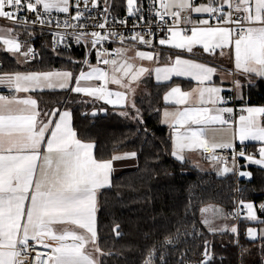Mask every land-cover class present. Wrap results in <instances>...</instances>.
Returning a JSON list of instances; mask_svg holds the SVG:
<instances>
[{"label": "snow or ice", "instance_id": "6c2138e0", "mask_svg": "<svg viewBox=\"0 0 264 264\" xmlns=\"http://www.w3.org/2000/svg\"><path fill=\"white\" fill-rule=\"evenodd\" d=\"M155 3L156 0H151L148 5L149 13L154 11L162 23H166L165 16L173 18V24L167 28L171 35L167 39H160V45H171L177 49H186L188 52H192L195 45H202L204 52L215 54V50L220 49L221 55L224 48L234 47L235 68L247 76L264 79V0H254V6L253 0H207L206 4L200 6H195V0H160L163 11L155 9ZM114 6V0H0V19H7L13 25L7 29L6 36L2 34L3 29L0 28V41L8 52L14 55L20 54L25 61L30 58L35 59V50L31 46L22 50V44L15 36L18 35L16 29L24 28L25 32H28L29 26H49L53 36L52 50L58 55L62 43L64 47L69 46L68 37H72L77 44L81 42L90 44V51L108 41L110 37L118 38L123 42L125 37L108 27L109 24L117 22V17L112 15ZM226 8L228 11H225ZM53 9L69 16L64 20H54L48 15ZM94 10H96L95 15H93ZM126 11L128 16L136 17L141 12L140 0H126ZM181 12L188 13L182 18L186 23H192L190 14L195 12L207 13L210 18L217 21V24L213 26L209 23V19H203L199 21V27L194 25L190 29V35H182L181 31L174 30L181 23ZM22 13L32 15L22 16ZM99 17H102V22ZM140 18L143 19L142 16ZM118 22L125 24L126 20ZM53 24L55 29L62 28L63 31L54 30ZM90 27L105 31L103 33L88 31ZM163 30L161 28V31ZM28 34L34 35L32 32ZM145 35H153L151 27L144 35L134 32L130 39L151 47L152 41L146 40ZM121 51V49L116 50L117 54ZM136 55L142 60L154 59L148 52H137ZM97 56L102 58V60L98 59V64L101 62L104 65L117 64L115 59L104 58L105 51L98 50ZM158 58L157 55L155 59ZM89 67L91 71L87 73L82 71L78 77H73V73L69 71L0 75V85H7L16 92L44 88L67 89L103 99L109 104H122L125 100L124 93H113L106 87L81 85L82 81L93 78L108 83V73L104 69L91 65ZM121 68L126 69L123 75L127 77L132 72L133 65L125 62L115 70L120 71ZM149 71L145 67H139L132 72L130 83L137 81L142 74ZM154 71L157 81L171 80L173 76H191L200 84H204L206 81H211L216 70L177 56L172 66L156 67ZM111 82L122 84V79L113 75ZM130 83L123 86L130 87ZM233 86L237 89L243 87L239 80L233 81ZM194 91L198 92L201 103H204L205 93L208 94V102L212 105L224 103L223 97L220 96L224 89L220 87H205ZM175 94H179L176 99L178 104L184 103L192 95L189 92H181L179 87H173L165 95V101ZM113 96L115 99H112ZM14 104L23 107L14 111L12 109ZM36 105V100L31 98L18 99L0 95V264H28L26 257L29 248L33 246L29 241L44 248H51L52 254L48 257V264H101L99 259L85 252V247L88 243H92L96 245L97 253L105 255L98 244L97 190L110 186L112 161L98 162L92 152L94 145L82 143L76 138V133L71 128L69 111L60 112L59 109H54L46 114L49 117L47 121H40L38 120L40 112L36 110ZM131 107L135 108L134 102ZM136 111L138 113L139 109ZM210 111H215L216 114L210 115ZM241 111L246 112L247 115L239 116L238 128L232 133V138L213 142L210 146L201 139L206 134V126L218 124L231 130L230 114L233 113V109L200 107L186 108L179 112L177 124L191 123L205 127L183 136L177 134L172 155L183 160L182 153L185 149L203 148L212 153L210 158L214 162L225 165L218 170V174L223 175L233 172L234 168L226 166L227 158L218 157L215 151L218 148L232 149L233 166L236 164V157L239 156L244 157L250 164L264 168V107H247ZM121 114L126 115V113ZM168 115V112L164 113L165 117ZM49 131L50 138L46 140L45 150L42 151L46 133ZM237 138L241 144L245 141L261 142L258 158L246 154L245 151L235 152L234 140ZM135 156L134 152L128 154V157ZM122 158L126 157H113L114 160ZM239 176L251 178L252 174L241 171ZM244 207L247 209L246 218L257 220L253 204L247 203ZM260 210L264 211V205L260 206ZM236 215L238 216L239 212ZM203 222L208 225L209 231L218 230L211 227L208 219ZM259 222L264 223V221ZM57 223L75 225L82 231L64 229L57 233L53 227ZM219 230H230L232 233L238 231L236 227ZM117 235H119L118 231ZM247 235L255 239L256 230L248 229ZM261 235H264V230ZM179 237L180 232L177 229L176 233L165 237L161 247L175 246ZM47 240L53 241L54 244L47 243ZM69 240L71 243L67 242ZM203 256L204 259L200 264H209L213 259L207 244ZM155 258L156 249L153 246L145 264H151ZM36 259L37 264H44L39 254ZM160 261L161 264H167L162 255Z\"/></svg>", "mask_w": 264, "mask_h": 264}, {"label": "trees", "instance_id": "16d2710c", "mask_svg": "<svg viewBox=\"0 0 264 264\" xmlns=\"http://www.w3.org/2000/svg\"><path fill=\"white\" fill-rule=\"evenodd\" d=\"M16 32L25 33L19 29ZM36 44L39 55L25 67L10 54L0 52L1 69L68 68L76 77L83 57L81 49L60 51L58 55L44 40ZM144 81L149 89L135 97L140 113L137 119L123 117L118 108L101 101H86L81 93L67 89L35 92L42 107L64 104L70 109L77 137L94 143L97 159H112L122 152L136 153V168L114 175L110 186L98 195V244L105 253L101 264H145L153 246L156 258L151 264H161V255L167 264H199L206 244L213 257L209 264H264V237L255 240L247 235L248 229L264 225L259 222L264 221V211L260 210L264 205V168L252 165L248 180L238 177L235 171L221 176L177 159L172 155L169 128L162 122V109L166 105L164 92L178 80L157 83L149 76ZM243 94L248 102L264 107V80L245 84ZM104 107L108 110L106 115H89L93 108ZM237 201H252L260 220L243 217L239 233L211 232L201 223L203 206L219 204L232 217ZM177 229L180 237L175 246L161 247L165 237Z\"/></svg>", "mask_w": 264, "mask_h": 264}, {"label": "crops", "instance_id": "0c3cea01", "mask_svg": "<svg viewBox=\"0 0 264 264\" xmlns=\"http://www.w3.org/2000/svg\"><path fill=\"white\" fill-rule=\"evenodd\" d=\"M206 3H207V0H197V1L195 0V6L204 5ZM253 6H254V0H253ZM190 15H191L192 23H188V24H191L193 26L195 25L197 27L200 26V24H199L200 20L208 19V16H209L207 13H199L198 14L195 12H192ZM210 24L213 26L216 25V24H212V23H210ZM11 27L12 26L0 23V28L3 29L2 34L5 36L8 34L7 29L11 28ZM177 31H181L182 35H184V34L190 35L191 34L190 31L188 33H183V30L180 28L177 29ZM15 38L18 39L17 35L15 36ZM167 38L168 37L163 38V39H167ZM120 49H121V47H120ZM0 52H5V53L10 54L12 57H14L18 61V63L22 67H25L27 65V62L29 61V60L25 61L24 57L18 53L14 55L13 53L8 52L6 50V46L3 45L2 41H0ZM137 52L151 53L154 57L153 60H146V61L142 60V61L147 62V63L152 62L154 64V67H170V66H172V63L174 62L175 58L177 56H179L181 59L192 60L195 63H201V64H204L205 66L213 67L216 70L214 75L212 76L211 81H206L204 84H200L197 80L193 79L191 76H180V77L173 76L171 78V80L177 79L178 81L173 83L164 92L163 101L166 105L162 109V122L164 124H166L169 128L170 136L172 139L173 150H174V141L177 138V134H180L181 136H183L184 134H190L191 131L198 130L200 127H205L202 125H195V124H191V123H187L184 125L177 124L176 120L178 118L179 112L185 110L186 108H200V107H207L209 109L221 108V107H230L233 109V106L231 104L228 105V104L222 103V104L212 105L211 103L208 102L209 97H208L207 93H205V95H204V103H201L198 92L194 91V90H197L200 88H205V87H220V88L224 89V91H222L220 93V96L223 97L226 93H229L232 90V87H234L232 85L233 81H234V74L232 72L233 68L237 71L235 73V77H237V79L240 81V83L243 87L245 84L249 83V80H251V82H254V81L260 79L256 76H247L242 71H238L235 68L234 47L224 48L223 49V55L220 54V52H221L220 49H216L215 54L206 53V52H204L202 45H195L193 47L192 52H188L186 49H177V48L172 47L171 45H160V44H158L154 48L142 47L141 49H136L134 54L136 55ZM121 53H122V51H121ZM157 55L159 56V58L155 59V57ZM119 58H120V56L118 57V59ZM49 71H51V70H49ZM49 71H34V70H28V69L22 68V69H16L13 71H3V73L0 75H5V74L14 75L16 73L28 74V73H33V72H49ZM149 76H150V78L154 79V81L157 83H165V82L171 81V80L157 81L155 71H152V74ZM73 77H74V75H73ZM99 81L103 83L102 80H95L93 78L89 81H82L81 85L82 86L98 87ZM73 85H74V83H73ZM104 85L108 86V85L103 83V86ZM173 87H179L181 89V92H189V93H192V95L190 97H188L184 103H179V104L176 103V99L178 98L179 94H175L172 97H170L168 101H165V99H164L165 95L168 92H170ZM243 87L239 88V89L234 87L235 88L234 93L236 96L235 99H237V106L241 110L244 108H247V107H263L260 104H254V103L248 102L244 98ZM229 89H231V90L229 91ZM44 90H54L55 91V90H62V89H59V88L48 89L47 88V89H43V90L37 89L35 91H28V92H16L14 89H9L7 87V85H0V95H4V96L9 97V98H12V97H16L18 99L31 98V99L36 100V102H37L36 110L38 112H40V116L38 117V120H40V121H47L49 119V117L46 114L50 113L54 109H59L60 112L69 111L71 113L70 109L66 108L64 106V104L63 105H57L55 107L54 106L42 107L39 103V100H38L35 92L36 91H44ZM63 90H65V89H63ZM112 99H115V97L113 96ZM96 100H100V101L108 104L111 107H115L116 109L117 108L118 109L123 108V106L125 107V103H124L125 100L123 101L122 104H117V105L109 104L105 100L99 99V98H96ZM20 107H23V106L22 105H16V104L12 105V109L14 111ZM165 112L169 113L168 117L164 116ZM209 114L214 115L216 113H215V111H210ZM240 115H247V113L241 112ZM240 115L237 116L236 120H231V122H232L231 130H229L226 126H220L218 124L206 126V134L204 136H202L201 139L205 140L209 146L213 142H221L224 140L231 139L232 133L236 130V128H238ZM56 119H58V117ZM165 121H167V122H165ZM71 128L76 133L74 126H73L72 113H71ZM48 138H50V131H49V133H46L45 146H42V151L45 150L46 140ZM76 138L79 139L77 137V135H76ZM79 140L82 143H91L94 145L93 142L85 141V140H81V139H79ZM234 144L235 145H242V146H247L249 144H253L254 146L252 148H255V149H259V147L261 146V142H259V141H245L244 144H241L238 138L234 140ZM202 150H203V148L185 149L184 152L182 153V155L184 157L183 160L189 161L191 164H193V166H196L203 171H213V172L218 174V170L223 168L225 165L218 163V162H214L213 160L210 162L204 161ZM92 152H93L94 158L98 162L112 161V172L110 173V184H111V181H112V178L114 175H117V174H119L123 171H126V170H132V169L136 168V166H137L136 156L135 157H128V155H126L127 153H122V154L118 153L114 156V157L120 156V157H126V158L114 160L112 157V159H108V160H99L94 155V148H93ZM246 154H251V155H254L258 158V153H246ZM252 165L258 166L255 164H250L244 157H241L240 163L238 166L237 165L233 166V164L230 162H228L226 166L236 168V170H234V171H236V174L238 177L246 178L249 180V177L239 176V172L244 171V172H250L252 174L251 169H250V167ZM229 173H231V172H229ZM229 173H226L223 175L218 174V175L224 176V175H227ZM105 188H107V187H104V188L97 190V211H98V195ZM96 218H97V213H96ZM53 227L57 231V233L63 231L64 229L75 230L77 232L82 231V230L78 229L75 225H71V224H67V223H57V224H54ZM225 228H227V227L223 224V226H221L220 228H216V229H218L217 231H220L219 229H225ZM260 228H259V232H260ZM227 229H229V228H227ZM46 242L49 244H54V242L50 241V240H47ZM67 242L71 243L70 240ZM85 252L90 254L94 258L99 259V260L102 256L96 252V245H94L92 243H88L86 245Z\"/></svg>", "mask_w": 264, "mask_h": 264}, {"label": "built area", "instance_id": "2783aa9c", "mask_svg": "<svg viewBox=\"0 0 264 264\" xmlns=\"http://www.w3.org/2000/svg\"><path fill=\"white\" fill-rule=\"evenodd\" d=\"M151 3V0H140V6H141V12L138 13L136 17L128 16L127 11H126V0H114V8L112 11V15L117 17V22L111 23L108 25L109 28L118 31L121 35L125 37L123 42H121L118 38H109L108 41L103 42L101 45H97L96 49H92L91 51L89 50L91 48L90 44H87L86 42H81L80 44H77L75 40L72 37H68L67 44L69 45L68 47H64L63 43L61 44L60 50L59 51H68L73 48H79L81 49L83 53V57L81 59V66L79 71L76 74V77L79 76L80 72H84L86 67L88 66V63H97L98 59L102 60L101 57L97 56V51H105V57L108 59H118L121 53L117 54L116 50L120 49L121 45H129V46H141V47H148V48H154L159 44V40L162 38L169 37L171 33L167 30L168 26H171L173 24V18L170 16H165L164 20L166 23L160 22V18L155 15L154 11L152 13H149L148 10V5ZM155 9H160L163 11L160 5V0H156V3L154 5ZM42 11V9H41ZM225 11H228L226 8ZM96 14V10L93 11V15ZM188 13L186 12H181V23L180 25L175 28L174 30L177 29H182L183 33H188L190 29L193 27V25L188 24L184 22L182 19L183 16L187 15ZM23 15H32L29 13H22ZM51 18L59 19V20H64L66 19L69 14L65 13H59L56 12L55 10H52L50 14H48ZM236 14H234L235 16ZM239 15H244L243 13H239ZM143 17L141 19L140 17ZM33 18L34 15H33ZM100 22H102V17H99ZM111 20V16L109 17ZM209 22L212 24H217V21L213 18H210L208 16ZM119 20H126L125 24H120L118 21ZM151 22L150 24L148 22ZM0 23L12 26V22L7 20V19H0ZM134 25L136 27L134 28ZM229 27H232V25H228ZM151 27L153 35L148 36L145 35L146 40H151L152 41V46L149 47L148 45L145 44H140L138 41H132L130 37L134 34V32H139L140 34L144 35L148 28ZM52 28L56 31H63V29H55L54 24L52 25ZM161 28L164 30L161 31ZM19 30H22L25 32L24 28H19ZM187 30V31H186ZM71 31V29H69ZM88 31H101L102 33L105 30H100V29H95V28H89ZM32 32L34 35L30 36L28 33ZM19 42L22 44V50L26 49L27 47L31 46L36 53L35 59L39 55V47L37 46V41L44 40L47 45L50 47L52 50V41H53V36L51 32L49 31V26H42V25H35L29 26L28 32H25L24 34L18 33L17 35ZM35 59H29V61H33ZM98 64V63H97ZM101 66H107L104 65L102 62L99 63ZM3 66V61L0 60V74L3 73V70L1 69ZM232 72L234 74V81L237 80V77H235V73L237 72L234 68L232 69ZM103 83L98 82V86H101ZM233 85V84H232ZM235 88L233 87L232 90L229 93H226L223 97V100L227 104H231L233 106V113L231 115V120H236L237 116L241 114V109L237 106V99L235 96ZM228 116L229 114H225ZM203 159L206 162L212 161L210 158L212 153L203 149ZM240 151H245V153H258V149L248 147V146H242V145H235V152H240ZM215 155L218 157H225L227 158V161L232 163V156H233V150L232 149H216ZM240 158L239 156L236 157V164L239 165L240 163ZM236 172V171H235ZM246 209L245 207L241 204L240 201H237L236 208L234 209L232 213V218L238 225V233H239V225H240V220L244 217L243 214L245 213ZM239 212V215L237 216L236 213ZM30 245H33L32 247L29 248L28 254H27V261L28 264H37V255L39 254L41 258L44 260V264H48V257L52 254L51 253V248H44L43 246L40 245H35L33 241H29ZM205 251H202L200 254V262L204 259L203 253ZM200 264V263H199Z\"/></svg>", "mask_w": 264, "mask_h": 264}, {"label": "rangeland", "instance_id": "374dc122", "mask_svg": "<svg viewBox=\"0 0 264 264\" xmlns=\"http://www.w3.org/2000/svg\"><path fill=\"white\" fill-rule=\"evenodd\" d=\"M53 10H55V9H53ZM120 47H121L122 53L120 54V58L116 60L117 64L115 66H113L111 64H109L107 66H101L97 63H88V66L86 67L84 72L87 73V72L91 71V68L89 67V65H91L92 67H100V68L104 69L108 73V83L106 85H108L109 87L105 86V85L103 86V84L101 86H98V87H106L107 90H109L113 93H115V92L124 93L125 94V102H124L125 107L123 106V108L118 109V112L120 114L126 113V115H123V117L125 116V117H131V118L137 119V117L138 118L140 117L139 116L140 113L139 112L137 113L136 105H135V108H132L131 105L133 102L135 103V97L137 96V94H141L142 92L148 91L149 88L146 85L144 80L146 77H148L149 75L152 74V71H154V69L156 67H154V64L152 62L151 63L144 62L146 60L142 61V59H140L137 55L134 54L136 49L142 48L141 46H135L134 47V46H129V45H121ZM125 62L131 63L133 65L132 72H135L136 70H138L139 67H145V68L149 69L150 71L148 73L142 74L137 81H132L130 83L132 72H130L129 75L127 77H125L123 75L124 71L126 70L125 68H121L120 71L115 70L116 68H120V65L125 64ZM51 71H53V72H55V71H69V72L73 73V71L71 69H68V68L67 69L55 68ZM73 75H74V73H73ZM113 75H115L117 78L122 79V84L112 83L111 78ZM103 83L105 84V81H103ZM129 83H130V87L123 86V85H129ZM44 89H47V88H44ZM132 90H134V91H132ZM82 95H83V97H85L84 99L86 101H94V102L100 101V100H96L97 97L88 96V95H85L83 93H82ZM225 104H227V103H225ZM122 153H127L126 155L130 154V152H122ZM234 170H236V168H234ZM247 203H251L254 206V211H255L256 216H257V220H255V221L260 220V217L258 216L257 207H255V204L252 201L241 202V204L243 206ZM205 209L207 211H204ZM243 216L247 217V209H246L245 213L243 214ZM199 219H200L201 223L207 229H209L208 225H205L203 222L205 219H208L211 222V227H213L215 229L220 228L224 224L229 229L231 227H236L238 230L237 223L234 221V219L231 216H229V214L225 210V208H223L219 204L212 203V204H207V205L203 206V208L201 209L200 214H199ZM250 221H252V220H250ZM262 230H264V225H261L260 232H262ZM260 236L264 237V235H261V233H260Z\"/></svg>", "mask_w": 264, "mask_h": 264}, {"label": "water", "instance_id": "95a60500", "mask_svg": "<svg viewBox=\"0 0 264 264\" xmlns=\"http://www.w3.org/2000/svg\"><path fill=\"white\" fill-rule=\"evenodd\" d=\"M108 112L107 108L104 107V108H93L92 110H90L89 112V115L91 117H96L99 116V115H106ZM93 113H95V115H93ZM256 230V238L255 240H257L258 238H260V232H259V228L258 227H255L254 228Z\"/></svg>", "mask_w": 264, "mask_h": 264}, {"label": "bare ground", "instance_id": "6f19581e", "mask_svg": "<svg viewBox=\"0 0 264 264\" xmlns=\"http://www.w3.org/2000/svg\"><path fill=\"white\" fill-rule=\"evenodd\" d=\"M239 239V238H238Z\"/></svg>", "mask_w": 264, "mask_h": 264}]
</instances>
